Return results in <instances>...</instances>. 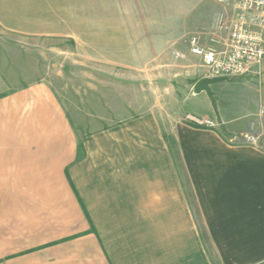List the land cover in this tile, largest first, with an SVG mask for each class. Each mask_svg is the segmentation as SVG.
<instances>
[{
  "label": "crops",
  "instance_id": "crops-1",
  "mask_svg": "<svg viewBox=\"0 0 264 264\" xmlns=\"http://www.w3.org/2000/svg\"><path fill=\"white\" fill-rule=\"evenodd\" d=\"M214 1L88 3L201 26ZM48 10L0 0V264H264V62L213 84L216 108L205 91L152 103L139 84L70 93L60 67L32 73Z\"/></svg>",
  "mask_w": 264,
  "mask_h": 264
},
{
  "label": "rangeland",
  "instance_id": "rangeland-1",
  "mask_svg": "<svg viewBox=\"0 0 264 264\" xmlns=\"http://www.w3.org/2000/svg\"><path fill=\"white\" fill-rule=\"evenodd\" d=\"M90 7L88 0H65L64 4L49 0L43 22L47 21L49 34L55 39L43 44L42 49L41 44L37 48L34 44L32 73L46 68L50 78L60 67V80L68 92L85 93L89 87L98 92L106 84L112 86L115 100L127 85L134 89L143 85L146 100L153 103L160 98L162 106L186 91H195V84L207 72L202 60L190 52L191 37H201L206 46L225 50L227 25L234 12L232 0H215L205 25H153L174 22L153 19V14L175 12ZM136 22L148 25H132ZM96 103V113H103L101 102Z\"/></svg>",
  "mask_w": 264,
  "mask_h": 264
},
{
  "label": "built area",
  "instance_id": "built-area-1",
  "mask_svg": "<svg viewBox=\"0 0 264 264\" xmlns=\"http://www.w3.org/2000/svg\"><path fill=\"white\" fill-rule=\"evenodd\" d=\"M234 12L227 25L226 49L206 46L201 37L189 42L192 55L200 58L210 77L228 78L252 75L264 62V0H232ZM188 123L198 127H213L210 119L189 115ZM253 143L257 137L244 134Z\"/></svg>",
  "mask_w": 264,
  "mask_h": 264
},
{
  "label": "water",
  "instance_id": "water-1",
  "mask_svg": "<svg viewBox=\"0 0 264 264\" xmlns=\"http://www.w3.org/2000/svg\"><path fill=\"white\" fill-rule=\"evenodd\" d=\"M227 79H228V77H226V76L202 78L200 81H198L195 84V92L200 93L202 91H205L208 94V96L210 97L213 106L216 108L214 92H213L211 86L213 84H215L216 82L227 80Z\"/></svg>",
  "mask_w": 264,
  "mask_h": 264
}]
</instances>
